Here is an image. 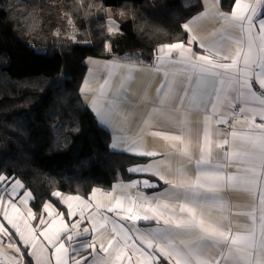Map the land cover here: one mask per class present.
<instances>
[{
  "label": "snow or ice",
  "instance_id": "1",
  "mask_svg": "<svg viewBox=\"0 0 264 264\" xmlns=\"http://www.w3.org/2000/svg\"><path fill=\"white\" fill-rule=\"evenodd\" d=\"M204 3L181 25L186 38L159 45L152 65L109 62L123 70L115 84L109 72L97 87L86 80L80 89L101 124L122 126L141 104L144 126L153 116L169 121L177 132L147 133L166 142L164 159L142 139L120 137L111 147L152 158L127 169L137 179L100 197L99 188L87 197L54 191L35 211L32 191L0 170V245L14 253L0 249V264H264V0H231L227 10L223 0ZM205 18L220 27L201 36L194 25ZM68 23L75 40L71 16ZM107 23L110 35L120 30ZM105 48L111 52V43ZM136 71L162 79L155 96L146 87L134 103ZM162 185L152 195L139 191ZM229 191L246 192L250 209L234 212ZM233 215L248 222L234 224Z\"/></svg>",
  "mask_w": 264,
  "mask_h": 264
},
{
  "label": "trees",
  "instance_id": "2",
  "mask_svg": "<svg viewBox=\"0 0 264 264\" xmlns=\"http://www.w3.org/2000/svg\"><path fill=\"white\" fill-rule=\"evenodd\" d=\"M106 8L122 13L115 35L104 31ZM201 9L200 0H0V170L32 191L34 211L54 191L87 197L129 180L144 161L110 149L80 94L85 60L151 63Z\"/></svg>",
  "mask_w": 264,
  "mask_h": 264
},
{
  "label": "crops",
  "instance_id": "3",
  "mask_svg": "<svg viewBox=\"0 0 264 264\" xmlns=\"http://www.w3.org/2000/svg\"><path fill=\"white\" fill-rule=\"evenodd\" d=\"M200 2L202 5V9L198 13L205 11L204 0H200ZM261 11L264 12V9H262ZM198 13L193 15L191 18L197 16ZM190 19H188V20H190ZM219 27H220L219 22L213 23L209 18L199 20L194 25L195 31L197 32V34H199L201 36H208L214 29H218ZM154 60H155V57L151 63L142 64V65L145 68H147L148 66L153 64ZM109 62L139 64V63H134V62H123V61H118V60H109V59H104V58L89 57L85 60L86 72H85V76L83 78V81L80 85V89L84 85V82L86 80L90 81L93 87H97L98 83L102 82L103 79L108 76L109 72L114 73L113 83L115 84L119 80L123 70L111 68V67H106L105 65L108 64ZM132 75L134 76V80L131 82V88H132L133 92L135 93V95L132 96L131 98H132L134 103L139 99L140 95H142V93L146 87L149 88L150 95L155 96L156 88L159 86L160 81L162 79V74H157L155 79L151 80L150 82L148 81L149 73L147 71H136V72H133ZM149 83H150V87H149ZM82 98H83V95H82ZM83 102L87 106V108L91 111V113L93 114L98 126L100 128H102L103 130H105L109 134V136H110V149L114 152H122V153L128 154L130 156H133L131 153L122 151L123 145H121V144H117L116 148H113L111 146L114 143H117L118 138H120V137H128L129 139L138 138V139H142L148 148L154 149L160 153V155L155 157L154 159H157V160L164 159V153L168 151V147H167L166 142H164L158 138H153L150 135H148L147 133L149 131H153V130H163V131H171V132H177L178 131V129L176 127H174L169 121L165 120L161 116H153L152 125L151 126H144L143 120L147 117V109L145 108V106L143 104H141L139 107L134 109V113H135L134 116L131 119H129L126 123H124L122 126L101 124L99 117L96 115L95 112H93L91 110L89 102L87 100H85L84 98H83ZM199 119H200V114L193 112V114L191 116V125H192V133H193V141L194 142H196V140L198 139V137H197V122L199 121ZM142 128H143V131L141 130ZM200 130L202 131V126L200 127ZM133 157H135V156H133ZM136 158L144 159V161L142 163L152 159V158H144V157H136ZM172 163H173V166H175L176 158L172 159ZM128 174L132 176V178L129 180H119V181L113 183L109 189L99 188L101 190V192L97 194L98 197H100L101 193H103L104 191H111L112 187L114 185L127 184L131 180L138 178V174H132L129 172H128ZM140 178L142 179L143 177L141 176ZM153 179H155V178H153ZM161 184H162V182H161ZM166 187H167V185H162V188L145 189L141 186L139 191L144 192L146 195H152L155 192L162 191L163 188H166ZM129 191L132 194H135L137 189H130ZM63 195H65V194H63ZM90 195H91V193H90ZM224 196H225V199L228 200L234 206V208H233L234 212L236 210H249L250 209L252 200H251V197L246 192L229 191V192L224 193ZM29 206H31V202H30ZM232 220H233L234 224H243V223L248 222L246 217L237 216V215H233ZM140 223L144 224L145 222L141 221ZM84 226H89V225L85 224ZM234 230H239V229H234ZM0 246H4V245H0ZM100 255L102 256L103 253H100ZM29 259H31V258H29ZM32 264H35V260H32Z\"/></svg>",
  "mask_w": 264,
  "mask_h": 264
},
{
  "label": "rangeland",
  "instance_id": "4",
  "mask_svg": "<svg viewBox=\"0 0 264 264\" xmlns=\"http://www.w3.org/2000/svg\"><path fill=\"white\" fill-rule=\"evenodd\" d=\"M101 12H102V16L104 17V21L102 23L104 31L106 34H109V32H108L109 25H108L107 21L109 19H111V20L115 21V23L117 25H119L118 23H119V20L122 16V13L119 10H114V9H110V8L102 9Z\"/></svg>",
  "mask_w": 264,
  "mask_h": 264
},
{
  "label": "bare ground",
  "instance_id": "5",
  "mask_svg": "<svg viewBox=\"0 0 264 264\" xmlns=\"http://www.w3.org/2000/svg\"><path fill=\"white\" fill-rule=\"evenodd\" d=\"M0 249H4V250H6V251L8 252L9 255H14V253L12 252L11 249H6V248H5V245H4V246H0Z\"/></svg>",
  "mask_w": 264,
  "mask_h": 264
}]
</instances>
